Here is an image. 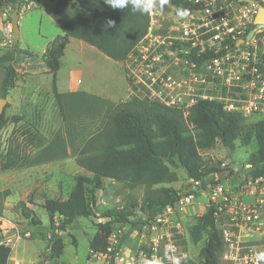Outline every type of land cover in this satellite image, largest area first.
<instances>
[{
    "label": "trees",
    "instance_id": "obj_1",
    "mask_svg": "<svg viewBox=\"0 0 264 264\" xmlns=\"http://www.w3.org/2000/svg\"><path fill=\"white\" fill-rule=\"evenodd\" d=\"M54 1L52 18L63 35L53 39L42 55L22 50L18 44L0 57V65H3L0 98L6 99L15 87L17 64L40 60L46 72L52 75L53 95L63 124L46 142L38 138L42 136L36 131L26 130L23 134L30 143L38 140V151L31 156L19 144L11 146L6 153H0V173L61 161L74 154L77 165L91 175L76 177L68 199L45 202L43 208L52 228L55 229L56 216L60 218L59 229L65 232L77 219L92 218L95 201L89 202L87 192L93 198L103 189L105 179L129 192L143 187L145 194L141 202L129 193L126 208L112 205L103 214L105 221L97 225V233L90 241V253L105 255L109 264H114L116 253L124 242L122 239L113 251H108L112 247L110 237L116 226L127 224L137 209L151 219L180 198L178 191L159 187L178 181L176 169H182L187 180L200 181L202 188L208 185L206 178L223 171L220 163L207 165L201 152L214 150L219 145L227 152H233L237 142L244 147L256 143V150L249 155L245 165L250 166L247 174L251 178L264 179V119L248 124L239 113L227 112L220 104L209 101L197 103L185 117L179 109L146 98L133 96L115 104L85 92L59 93L57 73L71 39L81 40L112 60L124 63L145 36L149 15L133 12L130 5L125 9H112L105 0ZM174 2L168 0L167 4ZM2 6L0 0V8ZM109 19L115 21V27L105 29ZM20 120V117L9 118L3 112L0 133L9 124ZM95 125L97 127L92 131ZM87 187H91L90 191ZM6 194L0 193V196ZM19 206L36 230L38 223L32 219V211L23 203ZM214 212V207L208 206L204 216L188 230L194 244L200 243L206 235L205 245L199 253L203 264H218L223 251L222 235L216 227ZM42 236L46 239L45 234ZM62 249V241L54 243L53 252L57 257ZM11 253V248L0 246V264H10ZM180 264H193V261L182 258Z\"/></svg>",
    "mask_w": 264,
    "mask_h": 264
},
{
    "label": "built area",
    "instance_id": "obj_2",
    "mask_svg": "<svg viewBox=\"0 0 264 264\" xmlns=\"http://www.w3.org/2000/svg\"><path fill=\"white\" fill-rule=\"evenodd\" d=\"M16 1L2 0L0 8L2 47L7 50L14 45L13 12L24 13L39 0ZM261 8L263 0H175L163 12L154 11L145 36L123 63L130 97L179 109L185 117L197 103L209 101L246 119H264V24L255 23ZM177 9H186L188 15L178 17ZM28 67V61L16 65V82ZM228 166L222 164L225 177L215 173L206 188L200 181H187L202 191L208 206L215 209L216 227L223 240L218 264H258L255 255L264 252V179H253L247 173L235 177L238 168ZM197 198L192 191L180 195L176 203L148 220L150 253L142 252L143 258L162 264L158 256L161 243L171 258L176 257L178 241L185 235V219ZM54 226L61 230L59 216L54 218ZM30 236L29 231L9 224L2 231L0 246L13 249ZM108 251H113V246ZM119 251L115 261L134 264ZM170 262L173 264L172 259Z\"/></svg>",
    "mask_w": 264,
    "mask_h": 264
},
{
    "label": "rangeland",
    "instance_id": "obj_3",
    "mask_svg": "<svg viewBox=\"0 0 264 264\" xmlns=\"http://www.w3.org/2000/svg\"><path fill=\"white\" fill-rule=\"evenodd\" d=\"M54 3V0H40L34 4L33 9L20 13V49L39 54L53 39L63 35L61 28L53 21L50 15V10ZM2 38L3 34L0 31V42ZM72 43L74 45V43L80 42L79 40H73ZM87 47L89 46L87 45ZM1 50L0 47V53ZM75 52L73 46L67 49L66 57L70 62H65L61 69V81L59 85L61 90L70 88L71 84L68 82V79L70 78L72 61L75 60ZM110 66L113 70L110 75L108 73L103 74V72L99 74V86L103 87L105 85L107 89L112 91V99L115 102H121L128 95V81L124 67L121 63L114 62L113 60H111ZM0 67H2L0 68L1 78L3 65H0ZM35 79L40 83V91L43 90L45 93H48L50 89L52 91V75L48 73L41 74ZM23 90L22 86L16 93L21 96ZM52 97L54 96L51 94L50 98L52 99ZM21 98L23 97L21 96ZM51 99L48 103L49 107L52 106L51 102L53 100ZM20 101H25V99H20ZM49 107L47 106L45 110ZM49 110L53 113L54 109L51 110L50 108ZM3 112L7 114L6 107H4ZM51 113L47 110L44 117H22L24 121L20 124L19 128H17L18 126L13 127L12 124H9L0 133V153H6L11 146L19 144L26 154L35 155L38 140L30 143L23 133L26 130L37 131L42 136L38 137L39 139L45 142L48 141L63 127L60 114L56 117L55 114L52 115ZM259 120V117H253L252 119H247L246 122L251 124ZM37 126L43 130L42 134L39 132ZM96 127L97 125L92 126V131ZM254 150H256V143L244 147L237 142L235 150L229 155L231 158H227V150L220 145L214 150L201 152V157L207 165H219L220 163L222 167V164L228 163V169L234 170L238 168V173L234 174V176L236 175L235 177L240 178L242 174L248 172L245 164L249 155ZM240 166L242 168H239ZM222 169L223 171L220 174L225 177L226 169L223 167ZM176 172L178 174L177 182L160 185L159 187L171 188L178 191L180 195H186L192 191L196 193L198 198L185 219V235L178 242V248L174 255L180 258V263L182 258H188L193 261V264H203L199 253L205 245L206 235H204L200 243L194 244L191 241L188 230H190V225L196 223V221L198 222L206 213L208 207L206 197L202 191L193 188V185L187 181V176L182 169H176ZM80 175L91 176L77 165L74 154L68 159L49 163L38 168H25L0 173V193H7L0 196V211L2 212V216H0V239L2 231L7 229L9 224L17 225L22 231H29L31 233L29 238H23L15 244L10 260L18 261L20 264H109L107 256L89 252V244L97 233V225L103 223L100 221V218L106 211L112 208V205L126 208L128 205L126 200L129 193L141 202L145 189L138 187L129 192L115 182L106 181L103 189L97 191L93 198L87 192L89 202L95 201V214L92 218L81 217L77 219L73 225L68 227L66 232L52 228L53 226L49 221L47 212L43 208L45 202L52 199H68L75 185L76 177ZM212 179L213 175L206 178V182L209 183ZM87 189L90 191L91 187H87ZM20 203H23L25 207L32 211V219L38 223L36 230L30 225V221L23 214L19 206ZM134 213L135 215L130 218L127 224L116 226L117 228L110 238V243L114 250L123 239L124 242L118 249L121 256L127 260L133 259L134 264H144L146 258H143L141 253L143 252L146 255L150 253L148 250L150 234L146 231L145 226L149 218L146 213L139 209L135 210ZM42 234L46 235V239ZM58 240L62 241L63 249L61 255L57 257L53 252V245ZM159 246L158 256L160 252L161 262L172 264L170 262L171 256L166 251L163 243ZM114 264H125V262L121 263L117 260L114 261Z\"/></svg>",
    "mask_w": 264,
    "mask_h": 264
},
{
    "label": "crops",
    "instance_id": "obj_4",
    "mask_svg": "<svg viewBox=\"0 0 264 264\" xmlns=\"http://www.w3.org/2000/svg\"><path fill=\"white\" fill-rule=\"evenodd\" d=\"M40 1V0H39ZM53 3V2H52ZM34 7V5H33ZM32 7V9H33ZM53 8H54V4L52 6V9L50 10V15L52 17V12H53ZM53 19V18H52ZM54 21V20H53ZM63 32V31H62ZM73 40H77V39H71L70 42L68 43V45L65 48L64 51V56L61 60V67L57 73V90L59 93L64 94V93H74V92H85L87 94L105 99L109 102L112 103H121V102H125L127 100H129L130 98V91H129V87H128V83H127V98L125 100H121V102H115L112 99V91H110L109 89L106 88V86L104 85L103 87L99 86L100 84V73L103 72V74L108 73V75H110L113 70L110 66V62H111V58L107 57L106 55H104L103 53H101L98 49H96L93 46L88 45L87 43L79 40L80 43H74V45H72ZM3 41V38H2ZM2 41L0 42V47H1V53H0V57L3 56L4 53H6L8 50L4 49L2 47ZM87 45L89 47H87ZM73 46V49H75V60H73L72 62V69L70 71V78L68 79V82H70V88H66V90H61L60 88V73H61V69L63 68V64L65 62H70L68 61L67 57H66V53H67V49ZM47 48V46H46ZM46 48H44V50L39 53H33L30 52L34 55H42ZM114 61V60H113ZM116 62V61H114ZM120 63V62H117ZM123 65V63H121ZM2 68V67H0ZM41 74H47L46 72V68L45 65L42 61L40 60H33V61H29V67H28V71L25 73V75H23V77L21 79H19L16 82V85L13 89H11L8 93V96L6 98V111L7 117H20L21 120L17 123H12L13 127L18 126L17 128H19L20 124L23 123L24 119H22V117H44L47 113V110L50 112V108L51 110H53V113H51L52 115L55 114L56 117L59 116V111L57 109L56 103H55V99L54 97H52V99L50 98V95H53V90L50 91L48 93H45L42 91H40V83L39 81H36V77L41 75ZM24 88L23 93H22V97L25 99V101H20L21 96H19L20 94H17V90L22 87ZM101 88V89H100ZM27 93V94H25ZM45 96V98H44ZM54 96V95H53ZM53 100L51 102L52 106L49 107L48 103L49 100ZM47 106L49 107L47 110H45L47 108ZM27 123V122H26ZM39 132L42 134L43 130L40 129L37 126ZM37 132V131H36ZM37 135L38 132H37ZM40 136V135H39ZM52 138V137H51ZM50 138V139H51ZM38 151V148H36ZM49 164V163H48ZM46 164L43 165H38V166H34V167H30V169L32 168H38L41 166H44ZM239 168H242V166H240ZM84 170V169H83ZM106 181H111L109 179H105L104 183ZM113 182V181H112ZM13 259L10 260V264L12 263ZM18 262V261H16Z\"/></svg>",
    "mask_w": 264,
    "mask_h": 264
},
{
    "label": "clouds",
    "instance_id": "obj_5",
    "mask_svg": "<svg viewBox=\"0 0 264 264\" xmlns=\"http://www.w3.org/2000/svg\"><path fill=\"white\" fill-rule=\"evenodd\" d=\"M105 3L112 9H125L129 5L133 12L151 15L154 11L163 12L168 0H105ZM178 17H186L188 12L186 9H177ZM105 29L115 27V21L109 19L104 25ZM173 264H180V258L172 257ZM255 260L264 262V252L255 255ZM145 264H155V261H145Z\"/></svg>",
    "mask_w": 264,
    "mask_h": 264
},
{
    "label": "water",
    "instance_id": "obj_6",
    "mask_svg": "<svg viewBox=\"0 0 264 264\" xmlns=\"http://www.w3.org/2000/svg\"><path fill=\"white\" fill-rule=\"evenodd\" d=\"M264 2V0H263ZM12 21H13V34H14V45H18L19 44V12L17 10H15L13 12V17H12ZM256 24H264V8H261L256 16V20H255ZM6 104V99H2L0 98V115H2L4 107ZM231 154V151L228 152V156Z\"/></svg>",
    "mask_w": 264,
    "mask_h": 264
}]
</instances>
